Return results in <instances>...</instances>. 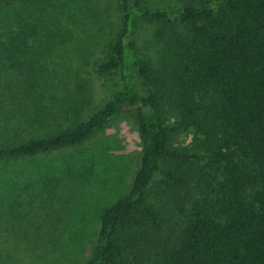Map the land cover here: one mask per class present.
<instances>
[{"label": "trees", "instance_id": "obj_1", "mask_svg": "<svg viewBox=\"0 0 264 264\" xmlns=\"http://www.w3.org/2000/svg\"><path fill=\"white\" fill-rule=\"evenodd\" d=\"M20 1L30 0H0V8ZM179 2L176 12L137 11L118 0L123 28L96 69L125 78V33L136 14L155 22V59L131 65L144 93L125 84L88 118L0 147V163H11L77 146L120 112L132 121L140 163L128 192L101 210L86 264H264V0ZM180 130L192 132L190 145L173 146ZM209 181L212 199L192 197ZM16 187L0 182L6 196ZM8 199L0 195V211L15 204ZM165 219L179 220L167 236Z\"/></svg>", "mask_w": 264, "mask_h": 264}, {"label": "rangeland", "instance_id": "obj_2", "mask_svg": "<svg viewBox=\"0 0 264 264\" xmlns=\"http://www.w3.org/2000/svg\"><path fill=\"white\" fill-rule=\"evenodd\" d=\"M129 3L137 11L176 12L181 5L179 0ZM121 16L118 0H30L0 8V147L88 118L125 84L145 92L131 65L138 56L155 59L156 23L138 14L123 37L125 78L96 69L123 28ZM160 109L168 125L177 123L167 103ZM192 138V132L180 130L171 141L185 147ZM140 158L136 128L120 112L77 146L1 162L0 182L11 180L17 187L7 196L0 192L15 202L0 211V264H86L101 210L128 192ZM199 191L205 195L196 187L190 193L212 199L213 182ZM177 222H162L166 236ZM130 251L136 254L133 245Z\"/></svg>", "mask_w": 264, "mask_h": 264}]
</instances>
